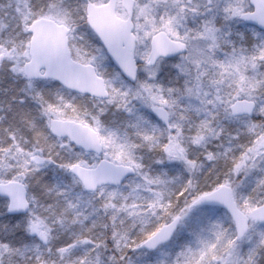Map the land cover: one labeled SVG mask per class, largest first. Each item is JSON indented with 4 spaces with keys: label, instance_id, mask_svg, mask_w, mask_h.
<instances>
[{
    "label": "snow or ice",
    "instance_id": "snow-or-ice-1",
    "mask_svg": "<svg viewBox=\"0 0 264 264\" xmlns=\"http://www.w3.org/2000/svg\"><path fill=\"white\" fill-rule=\"evenodd\" d=\"M0 264H264V0H0Z\"/></svg>",
    "mask_w": 264,
    "mask_h": 264
}]
</instances>
